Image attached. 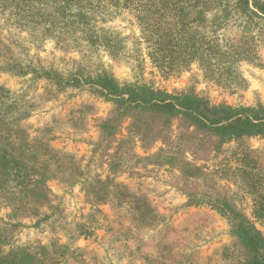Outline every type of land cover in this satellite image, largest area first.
<instances>
[{
	"label": "trees",
	"instance_id": "1",
	"mask_svg": "<svg viewBox=\"0 0 264 264\" xmlns=\"http://www.w3.org/2000/svg\"><path fill=\"white\" fill-rule=\"evenodd\" d=\"M126 13L133 16L151 66L166 79L198 65L204 79L235 95L249 88L238 69L242 63L264 70V0H0V74L30 77L33 84L22 93L0 85V212L6 210L0 218V264H110L76 246L98 229L105 231V251L126 264H264V153L250 145L264 141V104H214L193 88L170 93L141 77L119 80L104 58L143 68L139 45L129 47L109 26ZM22 34L32 45L52 40L65 53H77L73 70L64 74L36 65ZM70 89L113 107L99 124L94 150L108 168L106 176L91 170L94 155L86 159L52 145L61 126L88 130L95 103L84 102L70 118L54 117L41 127L28 122ZM157 143L161 147L147 156L134 150ZM231 144L236 168L223 177L228 185L207 183L199 163ZM150 166L177 171L188 206L200 210L175 225L146 192L118 181ZM51 181L81 185L92 206L85 223L72 227L58 208L46 212L52 210ZM234 185L250 196V213ZM105 205L112 217L102 215ZM207 211L226 221L229 241L202 256L194 238L210 222ZM25 219H35L42 232L48 228V241L16 246Z\"/></svg>",
	"mask_w": 264,
	"mask_h": 264
},
{
	"label": "rangeland",
	"instance_id": "2",
	"mask_svg": "<svg viewBox=\"0 0 264 264\" xmlns=\"http://www.w3.org/2000/svg\"><path fill=\"white\" fill-rule=\"evenodd\" d=\"M109 26L114 27V32L116 34L119 33L121 37L128 39L127 42L129 47L137 43L139 45L138 47L141 48L140 56L143 60L142 70L135 67L133 62L131 66H118L107 58L103 59L105 66L114 72L119 80L134 81L137 77H141L144 81L154 83L157 88L166 89L170 93L187 91L193 88L196 90V93L207 97L214 104L227 103L233 106L239 104L252 105L256 104L258 101L264 104V70L242 63L238 69L248 81L249 88L244 91H239L235 95H230L227 91L220 89L204 79L203 72L199 69L198 65H193L190 71L186 72L181 77L166 79L151 66L145 46L138 43L141 41V34L134 22L133 16L126 13L118 20L112 22ZM21 37V40L27 48L26 52L30 54V59H32L36 65L45 69H55L58 72L67 74L73 70L74 61L79 59L77 53H65L56 47V43L52 40H48L36 46L30 43L26 34H22ZM260 55L264 58L263 50ZM29 79L30 77L21 79L8 73L0 74V85L10 88L13 91H18L19 93L24 91L31 92L33 84H31ZM44 86L42 82L39 83L37 87L38 92H42ZM84 102L95 103L97 106V114L90 118L88 130L77 133L76 129L63 128V126H61V129H58L59 131L55 135L52 145L56 149L75 153L80 157H86V159L94 155L98 160H94L93 157L91 160V170L106 176L108 168L105 164L102 166L100 165V153L99 151L94 153V150L95 146L100 142L99 124L102 120L107 119L111 115V111H113V107L110 103L89 97L86 93L79 90L70 89L59 95L56 101L48 103L41 110L35 112L28 122L37 128L51 121L54 117L66 118L69 116L70 118L71 110L73 108H78L77 106ZM250 145L253 149H257L264 153V141L255 139L251 141ZM160 147L161 145L157 143L146 151L140 144H137L134 150L141 156H147L155 153ZM233 148V144L228 145L225 147V153L212 155L208 161L199 163V165H204L206 168L207 183L228 185L226 179L223 177L225 173L230 172L233 174L235 172L236 161L232 156V153H234ZM139 172L141 175L134 177H130L127 174L122 175L118 178V181L146 192L161 213L175 225L182 223L190 214L200 210L188 206L186 196L178 189L179 182L176 178V175H178L177 171L166 167L158 168L150 166ZM231 174L229 176L230 178H226L232 179L234 176ZM48 187L50 190V204L52 206V210L46 209L48 214L58 208L59 211L62 212L64 220L72 227H74L76 223H85L87 221V217L92 211V206L87 201L81 185L72 186L58 181H51L48 183ZM231 187L235 189L241 205L250 213L251 199L245 192V189L242 185L238 187L234 185ZM100 209L103 216H113L110 206L105 205ZM203 213L208 216L210 222L207 223L206 228L198 235V238H194V245L202 256H207L215 248L229 241L227 235L228 226L226 221L214 212L207 211ZM5 214L6 210H2L0 212V218L4 217ZM103 216H101V219ZM35 223V219L23 220V227L19 228L14 237L16 246L22 245L28 241H41L43 243L48 241L51 235L48 228H45L42 232L39 228L35 227ZM100 224H104V222L100 221ZM97 227L99 226H96V228ZM104 235L105 231L103 229H98L95 234L89 238H81L76 242V246L87 249L88 251L97 252L110 264H126V262L117 261L112 257L110 252L105 251ZM59 239H61L62 242H67L63 235H59Z\"/></svg>",
	"mask_w": 264,
	"mask_h": 264
}]
</instances>
